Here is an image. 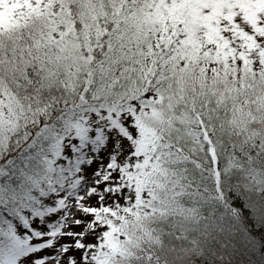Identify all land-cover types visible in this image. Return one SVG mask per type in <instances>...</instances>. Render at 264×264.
Instances as JSON below:
<instances>
[{
	"label": "snow or ice",
	"instance_id": "1",
	"mask_svg": "<svg viewBox=\"0 0 264 264\" xmlns=\"http://www.w3.org/2000/svg\"><path fill=\"white\" fill-rule=\"evenodd\" d=\"M0 264H264V0H0Z\"/></svg>",
	"mask_w": 264,
	"mask_h": 264
},
{
	"label": "trees",
	"instance_id": "2",
	"mask_svg": "<svg viewBox=\"0 0 264 264\" xmlns=\"http://www.w3.org/2000/svg\"><path fill=\"white\" fill-rule=\"evenodd\" d=\"M94 202V201H93ZM91 239V238H90ZM78 255V254H77Z\"/></svg>",
	"mask_w": 264,
	"mask_h": 264
}]
</instances>
